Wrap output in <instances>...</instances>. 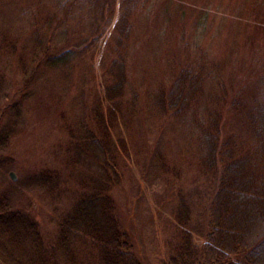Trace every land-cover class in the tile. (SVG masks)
<instances>
[{
	"label": "rangeland",
	"instance_id": "rangeland-1",
	"mask_svg": "<svg viewBox=\"0 0 264 264\" xmlns=\"http://www.w3.org/2000/svg\"><path fill=\"white\" fill-rule=\"evenodd\" d=\"M83 1L85 11L75 10L79 16L56 32L52 47L57 52L80 48L102 26L104 0ZM112 1L111 28L122 0ZM45 4L47 0H0L2 105L22 101L17 130L0 149V192L9 193L14 208L31 215L42 234L51 237L81 191L86 168L71 164L68 128L82 116L83 103L99 95L104 68L100 52L109 38L88 53L80 52L68 76L43 69L28 92H21L20 55L31 52L38 24L50 15ZM252 4V0L135 2L128 97L137 98L139 116L126 132L131 163L115 196L122 225L133 236L144 264L166 258L179 203L189 206L191 223L197 227L216 188L200 165L197 134L187 124L159 115L153 94L157 86L170 84L181 67L199 69L205 76L206 102L214 106L223 96L234 103L226 118L227 134H243L242 111L264 100V31L255 29ZM47 172L52 180L42 186L41 176ZM194 240L201 245L199 234Z\"/></svg>",
	"mask_w": 264,
	"mask_h": 264
},
{
	"label": "trees",
	"instance_id": "trees-1",
	"mask_svg": "<svg viewBox=\"0 0 264 264\" xmlns=\"http://www.w3.org/2000/svg\"><path fill=\"white\" fill-rule=\"evenodd\" d=\"M135 2L121 1L111 28L115 8L112 0H104L103 24L90 40L57 52L52 47L56 32L79 16L75 10L82 14L85 3L47 0L50 15L38 24L31 52L20 55L21 92H28L43 69L68 76L80 52L88 53L109 38L100 52L101 90L83 103L82 116L68 128L71 164L86 170L78 200L59 221L56 233L44 236L31 215L15 209L9 193L0 192V264H144L133 236L122 225L115 196L131 163L126 132L139 116L137 98L128 97ZM252 3L255 29L264 31V0ZM204 83L201 70L184 66L153 94L159 115L187 124L197 134L200 165L216 182L197 227L191 223L189 206L179 203L169 252L158 264H264V100L242 111L243 134L231 136L225 126L234 103L222 96L211 106ZM3 101L0 83V149L10 142L22 115V101L6 106ZM51 180L47 172L41 185Z\"/></svg>",
	"mask_w": 264,
	"mask_h": 264
}]
</instances>
